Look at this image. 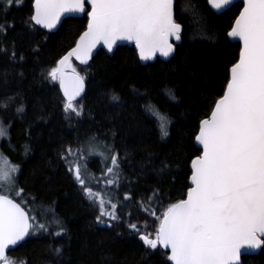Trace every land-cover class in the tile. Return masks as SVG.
Returning <instances> with one entry per match:
<instances>
[{
    "label": "snow or ice",
    "instance_id": "6c2138e0",
    "mask_svg": "<svg viewBox=\"0 0 264 264\" xmlns=\"http://www.w3.org/2000/svg\"><path fill=\"white\" fill-rule=\"evenodd\" d=\"M22 0H0V14L5 15ZM232 0H207L213 10L231 5ZM227 37L238 39V59L227 69V80L210 113L199 120L194 134L197 154L190 158V175L183 198L163 203L164 193L152 188L151 195L141 196L136 204L145 215L143 225L133 222L131 213L121 209L133 199L132 181L123 172L127 152L122 157L113 143L93 135L85 140L61 145L59 156L84 197L98 208L97 223L124 222L142 241L146 250L163 249L170 264H240L242 249L264 248V0H242ZM33 13L24 23L53 29L64 13H86V30L65 55L42 75L63 92L64 119L73 126L85 114L86 106L78 100L86 90V76L73 66V58L87 65L92 51L103 44L109 52L120 40L134 43L140 61L174 57L183 42L184 21L188 20L193 38L215 41L216 35L207 28V16L198 2L183 3L176 13V0H34ZM195 25V28H193ZM13 24H0L6 34ZM175 41L174 44L171 41ZM10 51V55H9ZM38 52L39 49H34ZM9 60H17L14 44L11 49L0 47ZM19 60L24 56L20 54ZM22 75V73H21ZM6 81V75H5ZM137 96H147L133 88ZM173 101L172 89H165ZM109 100L117 106L120 96L114 91ZM17 104V97H0V112ZM154 118L160 141L170 138V117L151 103L143 105ZM25 111L23 103L16 113ZM40 118H43L42 115ZM12 121L0 120V141L7 140L10 150ZM23 155L31 151L22 146ZM177 154L186 152L181 142ZM95 163L100 175L91 172ZM148 163H154L149 153ZM151 172L163 180L172 172L167 158ZM22 167L13 163L0 150V264H26L8 255L26 237L47 234L53 238L67 235L64 221L51 205L49 211L36 214L37 197L19 186ZM148 174L141 167L140 175ZM89 177L98 186L109 189L107 198L90 186ZM138 179V178H137ZM125 188L123 200L119 192ZM113 194L117 199L113 200ZM55 202H53L54 204ZM163 209L162 211L160 209ZM151 217V223L148 222ZM109 226L111 224L109 223ZM57 256L62 248L53 249Z\"/></svg>",
    "mask_w": 264,
    "mask_h": 264
},
{
    "label": "trees",
    "instance_id": "16d2710c",
    "mask_svg": "<svg viewBox=\"0 0 264 264\" xmlns=\"http://www.w3.org/2000/svg\"><path fill=\"white\" fill-rule=\"evenodd\" d=\"M186 2L199 3L207 16V28L215 33L216 40L193 38L186 19L183 42L174 57L166 61L156 57L141 64L132 45H119L111 55L98 50L87 65L73 60L77 71L86 76L85 93L78 99L86 106L85 114L79 123L73 121V126L64 119V99L58 84L53 86L42 72L46 73L74 46L86 27V13L63 19L53 32L25 25L32 14L31 0L11 7L6 19L0 14V24L14 25L6 34H0V47L11 49L14 44L17 52L16 61L0 53V97H17V104L0 112L5 123L13 122L10 137L16 151L10 150L7 141L2 142V149L13 163L22 167L19 186L38 198L36 214L49 211L47 206L51 205L68 230L67 235L56 238L47 234L27 237L8 253L10 257L25 260L26 264H170L163 249H145L138 235L127 227V217L124 222L97 223L98 208L84 197L67 173L59 150L63 143H74L77 137L85 140L96 135L113 143L122 157L126 151L125 184L132 181L134 195L121 211L130 212L133 222L143 225L145 215L136 201L151 195L152 188L164 193L165 206L183 198L190 158L197 154L194 134L199 120L210 113L214 101L222 95L227 69L238 58L240 44L231 42L227 32L242 7L237 2L215 13L207 0H176L177 14ZM37 48L39 51L35 52ZM20 54L23 61L19 60ZM133 88L140 93L147 91L148 95L137 96ZM165 89H172L177 99L171 100ZM110 91L120 96L119 106L109 100ZM19 103L25 107L21 114L16 113ZM149 103L172 121L166 141L159 140L154 118L143 107ZM181 142L186 152L178 155L176 149ZM25 143L31 146L27 156L21 147ZM149 153L152 164L148 163ZM165 158L172 162V172L160 180L151 168H158ZM142 166L148 169L147 175H140ZM125 191L128 189L119 192V200H123ZM147 219L151 223L152 218ZM55 247L62 248L60 256L53 251ZM241 264H264V248L255 255L242 257Z\"/></svg>",
    "mask_w": 264,
    "mask_h": 264
},
{
    "label": "water",
    "instance_id": "95a60500",
    "mask_svg": "<svg viewBox=\"0 0 264 264\" xmlns=\"http://www.w3.org/2000/svg\"><path fill=\"white\" fill-rule=\"evenodd\" d=\"M237 2H240L241 4H242V0H232V4H234V3H237ZM33 4H34V0H32V13H33V11H34V9H33ZM231 4V5H232ZM231 5H228V6H226L224 9H221V10H219V11H217V10H213V9H211L210 8V6H209V8L212 10V11H214L215 13H221V12H223L224 10H226L227 8H229ZM242 6H243V4H242ZM242 8V7H241ZM83 13H64V14H62V16H61V18H60V20L58 21V23H57V25H56V27H54L53 29H45V28H41L39 25H36L37 27H39L40 29H42V30H44V31H47V32H53V31H55L58 27H59V25L61 24V22H62V20L63 19H65V18H68V17H79V16H81ZM239 14V13H238ZM86 17H87V15H86ZM86 26H87V22H86ZM86 30V27H85V29H84V31ZM83 33V32H82ZM81 33V34H82ZM80 34V35H81ZM80 35L78 36V38H77V40L79 39V37H80ZM228 39L231 41V42H238L239 43V41H238V39H233V38H230V37H228ZM76 40V41H77ZM171 42H173L174 44L176 43L174 40L173 41H171ZM119 45H132L133 47H134V49H135V45H134V43H132V42H129V41H126V40H120V41H117V43L113 46V50H112V52H109L108 50H107V48H105L104 47V45L101 43V44H98L97 46H96V48H94L93 49V51H92V54H91V56H90V58H89V60H88V62L91 60V58L95 55V53L98 51V50H103L106 54H108V55H111L112 53H113V51L115 50V48L117 47V46H119ZM73 47H75V44H74V46ZM71 49V48H70ZM69 49V50H70ZM68 50V51H69ZM135 51H136V49H135ZM67 53V52H66ZM65 53V54H66ZM65 54H63V55H65ZM62 55V56H63ZM61 56V57H62ZM138 56V55H137ZM60 57V58H61ZM156 57H158V58H160L161 60H164V61H166V60H168L169 58H164V57H160L158 54H157V56ZM155 57V58H156ZM59 58V59H60ZM154 58V59H155ZM74 59V58H73ZM139 59V58H138ZM153 59V60H154ZM238 59V58H237ZM75 60V59H74ZM153 60H150V61H153ZM76 61V63H78L79 65H84V64H80V62L79 61H77V60H75ZM140 61V60H139ZM146 62H148V61H140V63L141 64H145ZM58 89H59V92H60V94H61V96L63 97V92L60 90V87H59V84H58ZM83 95V94H82ZM63 99H64V97H63ZM79 99V98H78ZM27 238V237H26ZM25 238V239H26ZM23 242V241H22ZM22 242H20V243H22ZM19 243V244H20ZM16 247V246H15ZM14 247V248H15ZM259 250L260 249H255V250H253V249H242L241 250V258L242 257H244V256H250V255H255V254H257L258 252H259ZM10 252V251H9ZM8 252V253H9ZM241 258H240V264H241Z\"/></svg>",
    "mask_w": 264,
    "mask_h": 264
},
{
    "label": "rangeland",
    "instance_id": "374dc122",
    "mask_svg": "<svg viewBox=\"0 0 264 264\" xmlns=\"http://www.w3.org/2000/svg\"><path fill=\"white\" fill-rule=\"evenodd\" d=\"M0 120H3L1 117H0ZM3 141H7V140H3ZM3 141H0V150H2V152L4 153V151H3V149H2V142ZM5 154V153H4ZM6 155V154H5ZM7 156V155H6ZM91 172H93L94 174H95V176H99L100 175V169H99V167L95 164V163H93L92 165H91ZM87 180H89V184H90V186H92L93 187V189H94V191H98V192H101L102 194H104L105 195V198H107V196H108V194H109V189H107V188H103V187H101V186H98L96 183H95V181H93V180H91L89 177H85ZM115 194H113V196H114ZM115 197V196H114ZM113 200L115 201L116 199H114L113 198ZM41 212H44V211H41ZM47 212V211H46Z\"/></svg>",
    "mask_w": 264,
    "mask_h": 264
}]
</instances>
